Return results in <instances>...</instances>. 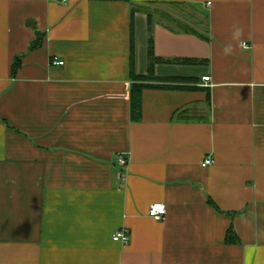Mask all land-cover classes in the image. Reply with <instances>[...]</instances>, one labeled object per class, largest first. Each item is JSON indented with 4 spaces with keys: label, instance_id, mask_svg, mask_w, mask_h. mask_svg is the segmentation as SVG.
Returning <instances> with one entry per match:
<instances>
[{
    "label": "crops",
    "instance_id": "1",
    "mask_svg": "<svg viewBox=\"0 0 264 264\" xmlns=\"http://www.w3.org/2000/svg\"><path fill=\"white\" fill-rule=\"evenodd\" d=\"M0 264H264V0H0Z\"/></svg>",
    "mask_w": 264,
    "mask_h": 264
},
{
    "label": "built area",
    "instance_id": "2",
    "mask_svg": "<svg viewBox=\"0 0 264 264\" xmlns=\"http://www.w3.org/2000/svg\"><path fill=\"white\" fill-rule=\"evenodd\" d=\"M64 4H67V0H62ZM249 49V45L247 44V48ZM51 64L54 66H63L64 62L58 60V58H53L51 61ZM205 82H209L210 78H204ZM118 164L121 167H126L128 165V159L124 154H119L117 157ZM214 163L212 159H206L203 163V167L206 168L208 166H211ZM167 215V208L164 204L156 203L151 205L149 209V216L154 219L155 221H163L165 220V217ZM130 238L129 234L126 230H122L120 232H117L114 236V241L115 242H121L123 244H128Z\"/></svg>",
    "mask_w": 264,
    "mask_h": 264
},
{
    "label": "trees",
    "instance_id": "3",
    "mask_svg": "<svg viewBox=\"0 0 264 264\" xmlns=\"http://www.w3.org/2000/svg\"><path fill=\"white\" fill-rule=\"evenodd\" d=\"M133 34V32H132ZM41 39H39L34 45L35 47H38L41 43ZM151 42V41H150ZM152 46H150V50H149V53H150V59H151V62H150V66H149V75L148 76H137L136 74H134V72L132 73L133 74V79L135 80H146V79H153L154 76H153V65H154V60H152ZM134 60V57L132 56V64L134 63L133 62ZM20 60L17 58V60L15 61L14 65H13V68H12V71H13V75L16 73L18 67L20 66ZM132 107H133V119L135 120H141V116H142V87L139 88V89H134L132 91ZM237 241V237L234 233L233 230H229L228 232V236H227V242L230 244V243H235Z\"/></svg>",
    "mask_w": 264,
    "mask_h": 264
},
{
    "label": "clouds",
    "instance_id": "4",
    "mask_svg": "<svg viewBox=\"0 0 264 264\" xmlns=\"http://www.w3.org/2000/svg\"><path fill=\"white\" fill-rule=\"evenodd\" d=\"M242 35H243V30L240 27H238V26L234 27L233 34H232V39L233 40H238L239 41V47L242 48V49H246L247 48V43H246V41L241 39ZM223 51H224L225 55H230L232 53V51H233L232 45H227L223 49Z\"/></svg>",
    "mask_w": 264,
    "mask_h": 264
},
{
    "label": "water",
    "instance_id": "5",
    "mask_svg": "<svg viewBox=\"0 0 264 264\" xmlns=\"http://www.w3.org/2000/svg\"><path fill=\"white\" fill-rule=\"evenodd\" d=\"M32 25L34 24L33 22H30Z\"/></svg>",
    "mask_w": 264,
    "mask_h": 264
}]
</instances>
